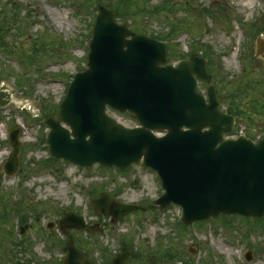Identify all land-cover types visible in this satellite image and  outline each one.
<instances>
[{"label":"rangeland","instance_id":"obj_1","mask_svg":"<svg viewBox=\"0 0 264 264\" xmlns=\"http://www.w3.org/2000/svg\"><path fill=\"white\" fill-rule=\"evenodd\" d=\"M99 3L116 9L117 21L132 31L166 37L170 63L192 48L205 53L223 109L238 114L233 130L258 137L264 127V57L254 52L256 39H264V0H0V90L9 95L0 107V264L60 262L62 250L53 244L63 248L69 235L95 264L123 245L135 252L128 264H264V216L259 222L218 216L179 227V206L152 207L162 188L143 166L119 173L49 159L41 141L47 128L40 122L63 98L71 75L85 67ZM170 25L172 32L166 31ZM206 86L198 83L204 94ZM112 115L126 126L135 124L127 113ZM16 125L19 171L6 175L7 132ZM100 191L123 202L140 201L146 209L111 222L89 205V196ZM67 208L99 228L62 233L58 220ZM47 221L54 227L45 240ZM246 249L253 252L248 262Z\"/></svg>","mask_w":264,"mask_h":264},{"label":"water","instance_id":"obj_2","mask_svg":"<svg viewBox=\"0 0 264 264\" xmlns=\"http://www.w3.org/2000/svg\"><path fill=\"white\" fill-rule=\"evenodd\" d=\"M113 15L109 8L100 7L87 68L73 76L59 110L44 119L54 156L121 168L142 156L158 171L165 188L156 202L161 207L170 201L180 204L185 223L219 212L261 217L264 134L257 144L242 136L219 143L233 118L220 111L213 86L207 89V103L195 90L194 76L206 82L211 79L205 59L194 54L176 67L161 66L167 60L164 44L132 33L126 24L115 23ZM256 53L264 56V42H257ZM2 96L0 92V104ZM105 105L132 112L142 126L123 127L104 113ZM155 128L168 132L155 137L149 130ZM17 135L15 129L8 137L14 149L4 165L7 174L17 167ZM92 206L112 220L138 208L118 203L107 193L94 198ZM65 215L63 226L83 227L79 217ZM65 250L63 264H93L71 242ZM129 255L123 250L108 264H123Z\"/></svg>","mask_w":264,"mask_h":264},{"label":"bare ground","instance_id":"obj_3","mask_svg":"<svg viewBox=\"0 0 264 264\" xmlns=\"http://www.w3.org/2000/svg\"><path fill=\"white\" fill-rule=\"evenodd\" d=\"M2 97H4V98H9V95H6V94H3V96Z\"/></svg>","mask_w":264,"mask_h":264}]
</instances>
